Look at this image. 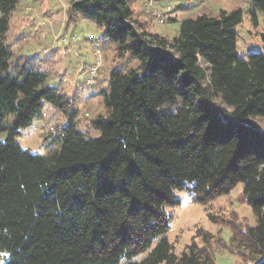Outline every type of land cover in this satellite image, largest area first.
Wrapping results in <instances>:
<instances>
[{"label":"trees","instance_id":"obj_1","mask_svg":"<svg viewBox=\"0 0 264 264\" xmlns=\"http://www.w3.org/2000/svg\"><path fill=\"white\" fill-rule=\"evenodd\" d=\"M248 1L253 18L264 14V0ZM17 3L0 0V264H216L224 244L201 228V245L173 252L163 206L177 204L175 190L207 206L238 183L255 223L222 219L229 248L264 264V33L262 50L242 58L241 9L185 17L168 40L133 18L131 0H71L68 22L93 21L138 62L110 71L91 137L76 125L73 95L46 85L31 57L12 59ZM43 101L67 120L52 126L58 148L47 155L15 140Z\"/></svg>","mask_w":264,"mask_h":264},{"label":"rangeland","instance_id":"obj_2","mask_svg":"<svg viewBox=\"0 0 264 264\" xmlns=\"http://www.w3.org/2000/svg\"><path fill=\"white\" fill-rule=\"evenodd\" d=\"M70 1L18 0L10 15L6 42L12 59L22 63L31 57L29 66L46 74V85L55 87L58 93L75 97L72 109L76 110V125L95 137L99 132L92 128L91 120L106 114L101 90L106 88L110 71L117 68L125 72L136 68L138 62L129 55H118L114 45L102 38L103 28L93 21L79 17L68 22ZM131 8L133 18L146 24H142L143 27L168 40L176 35L180 21L185 17L241 9L242 20L234 28L238 56L246 58L248 53L262 50L264 14L255 9L253 18L248 0H131ZM156 13L159 18L155 17ZM66 121L60 111L43 101L40 114L15 136L16 143L32 154L47 155L58 148L52 126ZM258 122L264 127L263 121ZM6 136V131H0L1 141ZM241 191L242 183H238L210 205L202 206L193 202L187 191L175 190L177 204L163 206L169 217L165 236L173 245V252L180 255L192 242L201 245L197 235L201 228L224 244L214 245L216 264H245L244 258L229 248L230 231L222 221L234 219L241 226L255 223L250 207L240 199ZM210 216L218 220L213 222Z\"/></svg>","mask_w":264,"mask_h":264},{"label":"built area","instance_id":"obj_3","mask_svg":"<svg viewBox=\"0 0 264 264\" xmlns=\"http://www.w3.org/2000/svg\"><path fill=\"white\" fill-rule=\"evenodd\" d=\"M155 17L159 18V14L156 13V14H155ZM159 21H160V22H163L161 19H159Z\"/></svg>","mask_w":264,"mask_h":264},{"label":"snow or ice","instance_id":"obj_4","mask_svg":"<svg viewBox=\"0 0 264 264\" xmlns=\"http://www.w3.org/2000/svg\"><path fill=\"white\" fill-rule=\"evenodd\" d=\"M4 255H6V254H4Z\"/></svg>","mask_w":264,"mask_h":264}]
</instances>
